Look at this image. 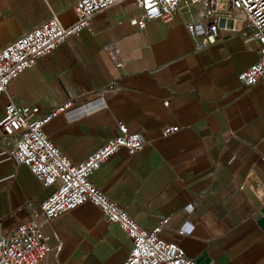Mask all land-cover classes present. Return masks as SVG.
I'll return each mask as SVG.
<instances>
[{"label": "crops", "instance_id": "obj_1", "mask_svg": "<svg viewBox=\"0 0 264 264\" xmlns=\"http://www.w3.org/2000/svg\"><path fill=\"white\" fill-rule=\"evenodd\" d=\"M79 0H0V50L57 15L76 20ZM221 0H181L172 18L141 30V9L125 0L96 14L93 24L25 70L0 96V121L10 96L40 114L69 100L102 95L104 107L77 119L60 114L48 137L76 164L119 134L123 121L141 134L143 150H120L91 175L93 184L141 227L169 222L164 237L195 262L264 264V80L244 87L238 76L260 57L248 21ZM219 26L217 42L201 48L203 28ZM168 127L179 130L169 136ZM16 139L0 129V236L27 223L54 192L15 159ZM40 264H123L133 241L87 202L52 220ZM184 228L190 231L182 234Z\"/></svg>", "mask_w": 264, "mask_h": 264}, {"label": "built area", "instance_id": "obj_2", "mask_svg": "<svg viewBox=\"0 0 264 264\" xmlns=\"http://www.w3.org/2000/svg\"><path fill=\"white\" fill-rule=\"evenodd\" d=\"M125 0H79L73 9L76 20L65 26L57 15L35 27L0 50V96L7 95L11 83L25 70L38 62L70 37L89 28L96 14ZM207 4L217 14L221 0H190ZM230 16L242 15L248 21V38L259 41L260 57L238 79L244 87H253L264 80V0H226ZM141 14L137 23L145 30L148 22L172 18L179 10L181 0H135ZM219 26L213 23L203 28L201 48L215 44ZM0 129L7 137L16 139L15 159L27 166L45 186H54V192L40 205L39 213L27 223L0 236V264H40L51 250L49 237L43 231L39 218L52 220L90 202L100 209L106 223L118 224L132 239L133 248L123 264H196L185 250L164 237V228L169 220L152 230L141 227L119 204L112 201L91 181V175L104 162L126 149L129 155L141 151L145 141L138 132L131 131L127 124L119 121V134L109 139L83 162L74 163L46 134L45 126L60 114L77 119L88 112L104 107L102 95L89 100H69L40 114L38 107H19L8 97ZM179 130L168 127L162 131L169 136ZM182 234L190 231L182 228Z\"/></svg>", "mask_w": 264, "mask_h": 264}, {"label": "water", "instance_id": "obj_3", "mask_svg": "<svg viewBox=\"0 0 264 264\" xmlns=\"http://www.w3.org/2000/svg\"><path fill=\"white\" fill-rule=\"evenodd\" d=\"M256 219L258 220L259 224L264 228V204L260 212L258 213ZM210 262L211 259L208 257L207 253L203 254L202 256H200V258L196 260V264H209Z\"/></svg>", "mask_w": 264, "mask_h": 264}]
</instances>
